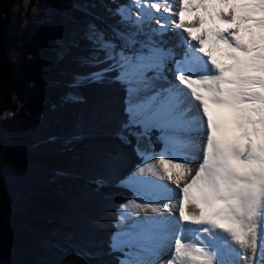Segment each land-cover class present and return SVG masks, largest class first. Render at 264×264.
<instances>
[{
  "label": "snow or ice",
  "instance_id": "6c2138e0",
  "mask_svg": "<svg viewBox=\"0 0 264 264\" xmlns=\"http://www.w3.org/2000/svg\"><path fill=\"white\" fill-rule=\"evenodd\" d=\"M107 10L118 17L111 35L91 22L84 33L92 47L81 62L98 70L68 87H125L127 120L115 135L151 162L121 181L140 200L122 207L155 214L131 220L110 250L119 264L165 255L166 264H264V0H131ZM175 208L178 219L164 215Z\"/></svg>",
  "mask_w": 264,
  "mask_h": 264
},
{
  "label": "trees",
  "instance_id": "16d2710c",
  "mask_svg": "<svg viewBox=\"0 0 264 264\" xmlns=\"http://www.w3.org/2000/svg\"><path fill=\"white\" fill-rule=\"evenodd\" d=\"M17 1L0 0V264H119L109 244L133 194L121 181L143 159L135 140L115 135L127 120L124 86L68 87L98 69L81 62L92 47L85 32L71 38L65 27L92 18L102 29L98 20L118 19L107 9L124 0H40L50 16L31 27L14 13Z\"/></svg>",
  "mask_w": 264,
  "mask_h": 264
},
{
  "label": "rangeland",
  "instance_id": "374dc122",
  "mask_svg": "<svg viewBox=\"0 0 264 264\" xmlns=\"http://www.w3.org/2000/svg\"><path fill=\"white\" fill-rule=\"evenodd\" d=\"M61 1L65 4L81 8V6L77 4V0H61ZM108 1L112 2L114 0H108ZM102 3H105V1H102ZM130 3H131V0H124L121 5L130 4ZM135 11H136L135 8H133V13H135ZM14 13L16 15L21 16V20H22V23L24 26H30L31 27V26L36 25V19L37 18H48L50 16V9L48 7H46L40 0H18L17 4L14 7ZM116 19H114L113 22H111V21L104 22V21H99V20H98V22H99L100 26L102 27V29H104L106 32H108L109 35H111V32L108 29V26L115 24ZM90 22L92 23V18L88 19L86 21L85 25H83V24H70V25L67 24V26L65 27V32L68 34L69 37L74 38L75 34H80V33L85 32V28ZM154 22L155 21L152 22L153 25H155ZM169 35H171V33H169ZM177 51H179V49H177ZM70 94H73V93H70ZM73 95L78 97L75 94H73ZM126 98H127V96H126ZM158 135H159V133H158ZM162 146H163V142L160 141V149ZM148 162H149L148 160L143 159V162L138 166H142L144 163H148ZM152 179H154V178H152ZM131 193H132V191H131ZM132 197H133V194H132ZM126 225H127V223L126 222L123 223V221L121 220V218L119 216L118 222H117L118 230H117V233L115 235H118L119 233H121V231L126 227ZM242 264H243V262H242Z\"/></svg>",
  "mask_w": 264,
  "mask_h": 264
},
{
  "label": "bare ground",
  "instance_id": "6f19581e",
  "mask_svg": "<svg viewBox=\"0 0 264 264\" xmlns=\"http://www.w3.org/2000/svg\"><path fill=\"white\" fill-rule=\"evenodd\" d=\"M135 10H136V9H135ZM163 15L167 16L168 14H167V13H164ZM154 23H155V22H154ZM177 31H180V30H177ZM186 38H187V37H186V35H185V39H186ZM175 39H176V38H173V41H174ZM163 148H164V144H163V146L161 147L160 151H161ZM152 149H153V144H152ZM160 151H159V152H160ZM148 161H149L148 163L151 162L150 160H148ZM201 162H202V152L200 153V156H199V158L196 160V162L190 165L191 168H192V175L195 174V170L199 167V164H200ZM152 178L155 179V177H152ZM190 178H191V177H189V179H190ZM164 183H167V181H164ZM126 187H128V188L132 191V193H133V197H132V199H130V200L137 199V198H136V194H135L134 189H133L132 187H129V186H126ZM172 187L175 188L176 186H175V185H172ZM177 191H178V189H177ZM130 200H128V201H130ZM128 201H126L125 203H123L122 206L125 205ZM137 203H140V200L137 199ZM122 206L120 207L121 209H119V210H120V211H119V216H120L121 220L123 221V223L126 222V223L128 224V223L131 222V220L140 219V218H142V217H144V216L155 215V214L150 213V212H147V213H145V212H140L139 215H137V214H136L137 210H135V209H131V208H123ZM172 214H175V215H176V218L178 219V218H179V217H178V208L173 209L172 212H170V213H164V215H172ZM123 217H128L129 219H127V220H123V219H122ZM173 243H174V242H173ZM168 258H169V255H165L164 260H163V261H160L159 264H166V260H167Z\"/></svg>",
  "mask_w": 264,
  "mask_h": 264
},
{
  "label": "water",
  "instance_id": "95a60500",
  "mask_svg": "<svg viewBox=\"0 0 264 264\" xmlns=\"http://www.w3.org/2000/svg\"><path fill=\"white\" fill-rule=\"evenodd\" d=\"M125 186V185H124ZM126 187V186H125Z\"/></svg>",
  "mask_w": 264,
  "mask_h": 264
}]
</instances>
